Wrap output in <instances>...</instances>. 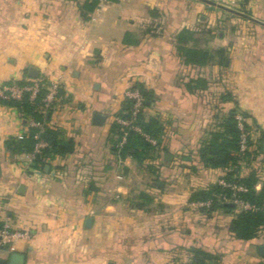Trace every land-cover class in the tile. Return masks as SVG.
Returning a JSON list of instances; mask_svg holds the SVG:
<instances>
[{"label":"crops","instance_id":"1","mask_svg":"<svg viewBox=\"0 0 264 264\" xmlns=\"http://www.w3.org/2000/svg\"><path fill=\"white\" fill-rule=\"evenodd\" d=\"M85 1L0 0V91L6 82L59 80L46 125L76 142L73 153L48 159L49 169H27L26 153L11 154L5 142L28 133L32 118L0 104V224L29 233L0 258L187 264L200 247L216 255L211 264H264V229L251 240L229 229L241 206L207 215L189 202L225 174L205 167L198 150L231 110L248 114L254 135L264 131V25L250 18L264 22V0H107L99 11L83 10ZM180 47L211 58L186 62ZM136 84L149 92L145 119L164 128L148 161L113 151L114 115ZM95 112L103 124L93 123Z\"/></svg>","mask_w":264,"mask_h":264},{"label":"trees","instance_id":"2","mask_svg":"<svg viewBox=\"0 0 264 264\" xmlns=\"http://www.w3.org/2000/svg\"><path fill=\"white\" fill-rule=\"evenodd\" d=\"M98 2L99 0H87L81 4V8L85 11H93ZM179 49L184 52L186 62L204 64L211 58V55L203 50L185 47ZM216 54L219 57L220 64H224V49L218 48ZM11 83L23 84L25 81L6 82L4 85ZM134 88L140 89L147 100L149 96L147 90H144L138 84L134 85ZM45 92L46 89L42 88L33 101L29 99L28 93L24 95L22 100L7 99L0 95V104L17 108L23 117H30L37 122L47 121L48 115H44L40 110ZM131 106L132 100L125 98L122 102V108L115 116L119 115L127 118L130 115ZM237 111V109L231 110L219 123V129L209 132L208 137L201 143L198 155L205 167L224 170L225 174L221 176L222 179L240 184L246 188V191L235 192L231 188L223 187L216 182L205 188L193 190L189 202L210 201L211 205L209 207L200 208L207 215L216 209H222L226 212L233 211L238 206L233 202L234 197L248 203L251 208H241L232 219L229 229L237 239L251 240L264 229V185L260 190L256 189L261 175L259 164L262 162L259 158L264 157V131L257 136L252 134V126L246 120L249 116L243 113V124L248 133V148L245 151H240L241 130L238 126ZM136 124L140 126L143 133L155 139L156 144H151L141 133L130 130L120 154L123 157L130 155L137 161H144L150 157V151L162 145L164 128L156 117L146 120L143 112L139 113ZM112 130L117 136L113 146V151L116 152V145L119 143L125 128L114 121ZM38 133L39 136L36 138L35 136ZM38 140L47 143L34 160V167L41 170H44L46 165L49 164L48 159L55 156L69 155L76 148V142L73 138H66L61 129L48 125H45L42 132H39L37 127H30L29 132L24 134L23 138L11 137L6 140L5 146L11 154L31 153ZM241 162L250 167L247 174L241 173ZM235 168L239 170H235ZM224 197L228 200H224ZM190 252L192 258L187 264H211L217 260L216 255L200 247H192Z\"/></svg>","mask_w":264,"mask_h":264},{"label":"built area","instance_id":"3","mask_svg":"<svg viewBox=\"0 0 264 264\" xmlns=\"http://www.w3.org/2000/svg\"><path fill=\"white\" fill-rule=\"evenodd\" d=\"M107 0H99L96 10L99 11L105 7ZM47 83V84H46ZM46 84V87H44ZM44 88L46 92L44 97L42 98V104L40 105V110L44 115H48L49 111L55 107L56 102L59 100L61 96V84L59 80H52L46 81L44 78H39L35 80L25 81L23 84L11 83L8 85H3L0 91V95L3 98L7 99H15V100H22L26 93L29 94V99L31 101L35 100L38 96L40 90ZM125 98L132 100V106L130 110V115L127 118L121 117L119 115H114V121L120 124L125 128L124 133L121 137V140L116 145L117 151L116 153H120V150L123 148L127 141V136L130 130L137 131L141 133L146 140H148L151 144H156V140L148 136L147 134L143 133L140 126L136 124L138 120L139 113L142 112L146 97L141 92L140 89L134 88L130 86L125 92ZM238 119V126L241 130L240 135V151H245L248 148V133L243 124V116L241 114L237 115ZM46 120L43 122H37L34 119H31L29 122L30 127H37L39 128V132H42L46 125ZM24 134L19 135V139L23 138ZM39 133L36 134V138H38ZM47 145V143L43 140H38L35 144L34 150L31 153H26L27 157V169H31L34 167V160L42 150ZM218 184L231 188L233 191H246V188L240 184L227 182L224 179L220 178ZM224 200H228V198L224 197ZM233 202L244 209H250L251 206L240 200L237 197L233 198ZM193 207L196 208H203L209 207L211 205L210 201H194L190 203ZM29 237V233L25 232L20 228L13 227L10 223L3 222L0 225V252L7 246V244H12L15 241L21 238Z\"/></svg>","mask_w":264,"mask_h":264},{"label":"water","instance_id":"4","mask_svg":"<svg viewBox=\"0 0 264 264\" xmlns=\"http://www.w3.org/2000/svg\"><path fill=\"white\" fill-rule=\"evenodd\" d=\"M250 18L253 21L258 22V23L264 25V22H262L261 20H259L257 18H254V17H250ZM105 119H106V116L103 113H101V112H95L94 115H93V123L95 125H101V124H103V122L105 121ZM164 157H165L166 160L171 159V155H169V153H165V156ZM46 169H49V166H46ZM156 185H161V184L156 183ZM259 253H260L261 256L264 257V243L259 247ZM0 264H7V260L0 258Z\"/></svg>","mask_w":264,"mask_h":264},{"label":"rangeland","instance_id":"5","mask_svg":"<svg viewBox=\"0 0 264 264\" xmlns=\"http://www.w3.org/2000/svg\"><path fill=\"white\" fill-rule=\"evenodd\" d=\"M215 29L217 30V28H216V27H215ZM46 84H47V83H46ZM46 84H45V86H44V87H46ZM133 87H134V86H133ZM124 99H125V98H124ZM121 108H122V105H121ZM121 108H120V109H121ZM145 111H146V110H145V106H144V108H143V110H142L143 114L145 113ZM144 116H145V115H144ZM251 133H252V131H251ZM253 133H254V132H253ZM253 133H252V134H253ZM120 140H121V139H120ZM114 143H115V142H114ZM151 153H152V152L150 151V153H149V154L151 155ZM152 155H153V154H152ZM150 158H151V157H150ZM145 161H148V159L146 158V159H145Z\"/></svg>","mask_w":264,"mask_h":264}]
</instances>
